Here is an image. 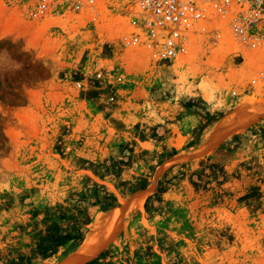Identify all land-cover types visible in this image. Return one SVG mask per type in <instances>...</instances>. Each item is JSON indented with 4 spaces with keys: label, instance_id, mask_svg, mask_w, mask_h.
Masks as SVG:
<instances>
[{
    "label": "rangeland",
    "instance_id": "374dc122",
    "mask_svg": "<svg viewBox=\"0 0 264 264\" xmlns=\"http://www.w3.org/2000/svg\"><path fill=\"white\" fill-rule=\"evenodd\" d=\"M38 4L0 0V264H63L94 224L81 264H264V50L225 23L160 61L121 2ZM53 227L81 239L42 256Z\"/></svg>",
    "mask_w": 264,
    "mask_h": 264
},
{
    "label": "built area",
    "instance_id": "2783aa9c",
    "mask_svg": "<svg viewBox=\"0 0 264 264\" xmlns=\"http://www.w3.org/2000/svg\"><path fill=\"white\" fill-rule=\"evenodd\" d=\"M53 0H39L47 11ZM100 17L96 5L102 0H63ZM123 4V15L132 33L127 45L144 48L153 58L171 60L185 52L189 37L206 35L215 40L219 26L228 23L232 39L245 47L264 50V31L257 26L264 18V0H106ZM212 29V30H210ZM98 78L100 75L97 76ZM76 88L81 89L80 82Z\"/></svg>",
    "mask_w": 264,
    "mask_h": 264
},
{
    "label": "bare ground",
    "instance_id": "6f19581e",
    "mask_svg": "<svg viewBox=\"0 0 264 264\" xmlns=\"http://www.w3.org/2000/svg\"><path fill=\"white\" fill-rule=\"evenodd\" d=\"M91 227V232L86 236L80 247L63 264H81L97 253L104 242V238H100V225L94 224Z\"/></svg>",
    "mask_w": 264,
    "mask_h": 264
},
{
    "label": "trees",
    "instance_id": "16d2710c",
    "mask_svg": "<svg viewBox=\"0 0 264 264\" xmlns=\"http://www.w3.org/2000/svg\"><path fill=\"white\" fill-rule=\"evenodd\" d=\"M53 228L51 229V233L48 235L46 242L39 246L42 256L47 252H50V255H54L61 247L68 245L75 239H81L79 235L76 236L72 233H59L58 228Z\"/></svg>",
    "mask_w": 264,
    "mask_h": 264
},
{
    "label": "clouds",
    "instance_id": "9594fccd",
    "mask_svg": "<svg viewBox=\"0 0 264 264\" xmlns=\"http://www.w3.org/2000/svg\"><path fill=\"white\" fill-rule=\"evenodd\" d=\"M0 58H2L0 59V71H15L22 67L18 62H15V66L12 67L9 63L10 57L6 53L0 54Z\"/></svg>",
    "mask_w": 264,
    "mask_h": 264
},
{
    "label": "crops",
    "instance_id": "0c3cea01",
    "mask_svg": "<svg viewBox=\"0 0 264 264\" xmlns=\"http://www.w3.org/2000/svg\"><path fill=\"white\" fill-rule=\"evenodd\" d=\"M71 254H72V253H71ZM71 254H70V255H71Z\"/></svg>",
    "mask_w": 264,
    "mask_h": 264
}]
</instances>
